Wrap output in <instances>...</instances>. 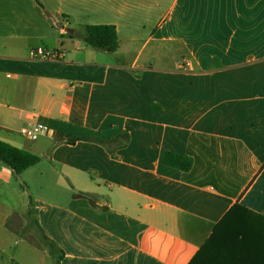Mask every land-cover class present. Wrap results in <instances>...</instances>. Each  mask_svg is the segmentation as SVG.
I'll use <instances>...</instances> for the list:
<instances>
[{"label":"crops","instance_id":"obj_1","mask_svg":"<svg viewBox=\"0 0 264 264\" xmlns=\"http://www.w3.org/2000/svg\"><path fill=\"white\" fill-rule=\"evenodd\" d=\"M93 25L116 52L86 45ZM30 113L49 131L24 150L50 164L0 162V264H56L27 216L61 264H191L237 240V206L264 222V0H0V140L20 148Z\"/></svg>","mask_w":264,"mask_h":264},{"label":"trees","instance_id":"obj_2","mask_svg":"<svg viewBox=\"0 0 264 264\" xmlns=\"http://www.w3.org/2000/svg\"><path fill=\"white\" fill-rule=\"evenodd\" d=\"M87 46L114 53L119 48L117 29L114 25H93L88 27V36L85 39ZM169 154L165 156V163L168 161ZM44 158L24 149L17 148L9 143L0 140V162L9 167L17 176L23 174L27 169L40 164ZM175 161L174 167H181ZM189 163L182 165L187 169ZM75 198H90L83 194H77ZM92 203V202H91ZM243 211V212H240ZM237 212L241 214L240 223H237V240L222 238L217 232L212 235L209 241L203 246L191 264H232L233 253L237 250V264H264V255L257 254L256 250H264V222L254 223L249 216L250 213L237 206ZM248 216L250 220H248ZM264 220V218H263ZM41 238L49 247V255L55 260L56 264H61L63 251L50 241L42 232L39 225L34 221Z\"/></svg>","mask_w":264,"mask_h":264},{"label":"rangeland","instance_id":"obj_3","mask_svg":"<svg viewBox=\"0 0 264 264\" xmlns=\"http://www.w3.org/2000/svg\"><path fill=\"white\" fill-rule=\"evenodd\" d=\"M15 137L18 141L17 146L22 148V149H25L27 143H30V141H28V139L21 132L16 133ZM30 144H33V143H30ZM49 164H50V162L46 158H44V160L40 164L37 165L39 167H37L34 170L40 169L42 166H45V165L47 166ZM22 178L24 181H28L32 185L31 195L32 196L38 195L37 194V188L39 186V183L36 180H32L30 178L28 179L27 176H25V175H23ZM9 185H10V187L6 188L7 192H8V190H11L12 187H18L20 189L24 188V185L20 184L19 179H16V180L14 179L13 181H11V183H9ZM7 194L8 193L5 192L3 194L4 197H7L8 196ZM44 195L47 197H50L52 199H55L57 201L59 199L58 195L56 196L55 194H44ZM15 227L18 228L19 234L22 235L23 237L27 238L29 241L33 242V244L36 246L37 249H39L42 252L49 253V247H47V245L44 243L43 239L41 238L40 231L38 230V227L36 226V224L32 220L31 216L25 217L22 225L18 224ZM3 235H4V232L0 228V236H3ZM12 239L14 241L17 240V236L12 235Z\"/></svg>","mask_w":264,"mask_h":264},{"label":"built area","instance_id":"obj_4","mask_svg":"<svg viewBox=\"0 0 264 264\" xmlns=\"http://www.w3.org/2000/svg\"><path fill=\"white\" fill-rule=\"evenodd\" d=\"M35 57L42 59H58L61 54L51 52L44 49H39L33 52ZM22 134L30 141L38 140L43 134L49 131V127L40 121V116L35 113H30L26 117V123L22 127Z\"/></svg>","mask_w":264,"mask_h":264}]
</instances>
